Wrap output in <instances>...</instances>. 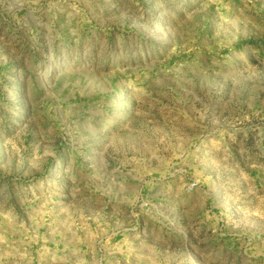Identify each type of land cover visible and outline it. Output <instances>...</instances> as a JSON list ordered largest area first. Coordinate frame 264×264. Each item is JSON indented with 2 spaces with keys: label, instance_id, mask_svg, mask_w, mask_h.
Wrapping results in <instances>:
<instances>
[{
  "label": "rangeland",
  "instance_id": "rangeland-1",
  "mask_svg": "<svg viewBox=\"0 0 264 264\" xmlns=\"http://www.w3.org/2000/svg\"><path fill=\"white\" fill-rule=\"evenodd\" d=\"M0 264H264V0H0Z\"/></svg>",
  "mask_w": 264,
  "mask_h": 264
}]
</instances>
